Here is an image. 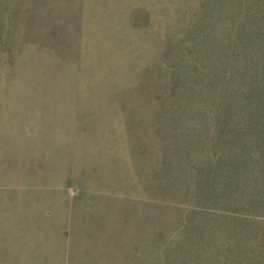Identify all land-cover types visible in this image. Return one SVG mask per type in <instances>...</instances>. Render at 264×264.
I'll return each mask as SVG.
<instances>
[{
  "label": "rangeland",
  "instance_id": "obj_1",
  "mask_svg": "<svg viewBox=\"0 0 264 264\" xmlns=\"http://www.w3.org/2000/svg\"><path fill=\"white\" fill-rule=\"evenodd\" d=\"M203 5L0 0V264L164 256L151 221L164 215V159L184 122L148 94ZM187 123L194 135L217 125Z\"/></svg>",
  "mask_w": 264,
  "mask_h": 264
},
{
  "label": "trees",
  "instance_id": "obj_2",
  "mask_svg": "<svg viewBox=\"0 0 264 264\" xmlns=\"http://www.w3.org/2000/svg\"><path fill=\"white\" fill-rule=\"evenodd\" d=\"M216 3L232 12L221 18ZM186 39L170 47L148 94L184 122L182 141H170L164 159V215L151 221L164 256L153 249L150 258L264 264V0H204ZM187 122L217 125L195 136Z\"/></svg>",
  "mask_w": 264,
  "mask_h": 264
}]
</instances>
